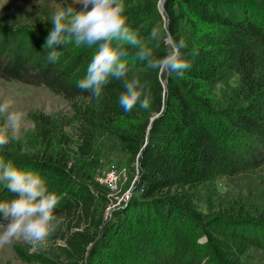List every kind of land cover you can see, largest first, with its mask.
<instances>
[{
    "label": "trees",
    "instance_id": "obj_1",
    "mask_svg": "<svg viewBox=\"0 0 264 264\" xmlns=\"http://www.w3.org/2000/svg\"><path fill=\"white\" fill-rule=\"evenodd\" d=\"M123 4L128 23L145 38L153 27L183 37L182 58L192 67L182 78L160 76L125 58L130 75L151 90L148 110L125 113L118 104L120 81L105 86L99 102L76 86L94 48L73 41L51 64L42 48L51 24L0 25V77L42 84L63 96L75 121L66 132L57 119L33 114L28 144L13 140L0 147V160L39 174L59 198L55 236L65 243V254L49 264H131L128 244L140 236H147L156 264H234L214 243L215 228L264 248V220L204 217L199 203L209 200L215 177L264 165V0ZM235 75L238 86L231 84ZM101 146L124 153L138 175L136 193L108 215L107 190L92 173ZM13 198L0 183V200ZM202 235L206 241L200 243Z\"/></svg>",
    "mask_w": 264,
    "mask_h": 264
},
{
    "label": "clouds",
    "instance_id": "obj_2",
    "mask_svg": "<svg viewBox=\"0 0 264 264\" xmlns=\"http://www.w3.org/2000/svg\"><path fill=\"white\" fill-rule=\"evenodd\" d=\"M79 10L58 9L51 18V29L42 45L46 60L56 64L61 46L73 41L95 51L85 76L77 87L99 102L103 89L112 80L120 81L123 91L118 104L125 113L139 107H151V90L139 76L130 75L125 58L132 56L147 69L162 76L175 73L183 77L192 65L182 58L187 47L183 37L153 27L145 38L133 28L124 14L123 0H78ZM163 54L156 55V50ZM13 102L0 103V114L5 116L0 128V147L20 138L24 113L12 110ZM0 183L13 194L11 200H0V248L23 242L33 249L43 247L58 229L61 221L55 214L59 198L48 190L45 180L37 173L0 160Z\"/></svg>",
    "mask_w": 264,
    "mask_h": 264
},
{
    "label": "rangeland",
    "instance_id": "obj_3",
    "mask_svg": "<svg viewBox=\"0 0 264 264\" xmlns=\"http://www.w3.org/2000/svg\"><path fill=\"white\" fill-rule=\"evenodd\" d=\"M67 8L79 10L78 0H0V25L22 26L39 22L51 24L54 12ZM231 84L239 85L238 75L234 76ZM212 92H218V88H214ZM214 97L218 99L219 95L215 94ZM6 99L13 102L12 110L24 113L20 138L16 140L28 144L34 129L33 114L43 113L57 119L66 132L73 129L75 121L70 102L42 84H28L0 77V103ZM4 123L5 116L0 114V128H3ZM127 160V156L121 151L108 152L107 148L101 146V154L92 173L96 182L107 190L108 212L125 206L137 191L136 163H132L134 168H131L127 165ZM110 170L118 175L116 188H108L99 181ZM209 185V200L199 203L204 217H231L234 218V223L241 221L238 218L242 219L241 222L264 220V165L235 176L215 177ZM230 234L228 228L217 226L213 239L221 250L232 256L234 264H264V248L233 238ZM198 241H206V236L202 235ZM149 243L147 236L131 240L128 244L131 264H156ZM64 254L65 243L54 232L43 247L33 249L23 242H14L0 248V264H49L52 259L63 260ZM105 263L112 264V260H106Z\"/></svg>",
    "mask_w": 264,
    "mask_h": 264
},
{
    "label": "built area",
    "instance_id": "obj_4",
    "mask_svg": "<svg viewBox=\"0 0 264 264\" xmlns=\"http://www.w3.org/2000/svg\"><path fill=\"white\" fill-rule=\"evenodd\" d=\"M118 175L115 171H107L103 176L100 177L99 181L101 184L105 185L108 188H116ZM109 214L108 210L107 213Z\"/></svg>",
    "mask_w": 264,
    "mask_h": 264
},
{
    "label": "water",
    "instance_id": "obj_5",
    "mask_svg": "<svg viewBox=\"0 0 264 264\" xmlns=\"http://www.w3.org/2000/svg\"><path fill=\"white\" fill-rule=\"evenodd\" d=\"M162 83H163V86L165 87L166 86V83H167V80L166 79H164L163 81H162ZM157 115H155L154 117H156ZM154 117H152V119H154ZM151 119V120H152ZM148 128H150V125H149V127Z\"/></svg>",
    "mask_w": 264,
    "mask_h": 264
}]
</instances>
